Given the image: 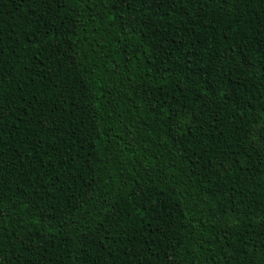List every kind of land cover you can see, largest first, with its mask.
<instances>
[{
	"label": "trees",
	"instance_id": "trees-1",
	"mask_svg": "<svg viewBox=\"0 0 264 264\" xmlns=\"http://www.w3.org/2000/svg\"><path fill=\"white\" fill-rule=\"evenodd\" d=\"M0 264H264V0H0Z\"/></svg>",
	"mask_w": 264,
	"mask_h": 264
}]
</instances>
